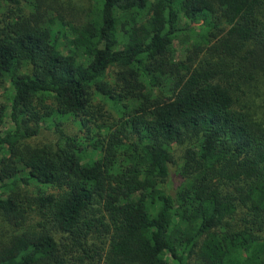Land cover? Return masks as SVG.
<instances>
[{
	"label": "trees",
	"instance_id": "obj_1",
	"mask_svg": "<svg viewBox=\"0 0 264 264\" xmlns=\"http://www.w3.org/2000/svg\"><path fill=\"white\" fill-rule=\"evenodd\" d=\"M23 1L0 0V264H264V0Z\"/></svg>",
	"mask_w": 264,
	"mask_h": 264
},
{
	"label": "rangeland",
	"instance_id": "obj_2",
	"mask_svg": "<svg viewBox=\"0 0 264 264\" xmlns=\"http://www.w3.org/2000/svg\"><path fill=\"white\" fill-rule=\"evenodd\" d=\"M26 0L23 1V3L27 4L25 2ZM52 1V5L54 6L55 10H58L60 14L65 17L67 20H73L76 15H78L82 9H85L86 7L91 5V0H50ZM185 23V21L183 22ZM185 37L177 40L175 42V47L177 50V59H181L185 56V47L187 45L184 43L183 39ZM183 41V42H182ZM0 95H2V91L0 92ZM0 100L5 101L4 97H1ZM111 104L108 103V108H110V111H113L111 108ZM14 125L12 121L9 118V115L6 114L4 121L0 123V130L2 132L6 131L7 129L13 128ZM63 129V133L66 135H81V126L75 119H69L66 120L65 123L60 127ZM61 132L57 129L55 124L53 122H50V124H46L41 131V133L37 136H34L31 139H28L26 142L31 144V145H42V144H56L61 140L60 136ZM176 153H180L178 150ZM177 162L171 164V178L168 180L166 187L167 191L170 193H175L176 188L178 185L181 183V177L178 173L179 166L181 163V160L177 156Z\"/></svg>",
	"mask_w": 264,
	"mask_h": 264
}]
</instances>
